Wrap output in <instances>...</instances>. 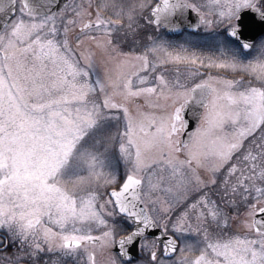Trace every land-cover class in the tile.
<instances>
[{"label": "snow or ice", "instance_id": "6c2138e0", "mask_svg": "<svg viewBox=\"0 0 264 264\" xmlns=\"http://www.w3.org/2000/svg\"><path fill=\"white\" fill-rule=\"evenodd\" d=\"M0 264H264V0H0Z\"/></svg>", "mask_w": 264, "mask_h": 264}, {"label": "rangeland", "instance_id": "374dc122", "mask_svg": "<svg viewBox=\"0 0 264 264\" xmlns=\"http://www.w3.org/2000/svg\"><path fill=\"white\" fill-rule=\"evenodd\" d=\"M175 39H181L180 37H174Z\"/></svg>", "mask_w": 264, "mask_h": 264}]
</instances>
